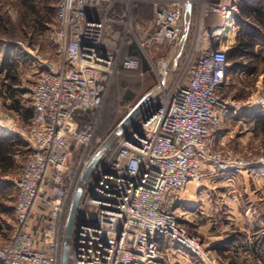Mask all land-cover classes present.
<instances>
[{"label":"built area","instance_id":"2783aa9c","mask_svg":"<svg viewBox=\"0 0 264 264\" xmlns=\"http://www.w3.org/2000/svg\"><path fill=\"white\" fill-rule=\"evenodd\" d=\"M242 1L55 0L52 42L62 62L45 63L31 88L28 160L1 264H60L73 192L104 141L95 133L109 82L117 71L139 68L136 57L122 55L132 45L159 93L91 171L69 264H163L164 242L207 260L210 252L177 210L181 194L203 181V166L225 174L259 167L264 175V156L207 144L227 109L218 97L230 69L221 40ZM144 6L152 19L141 26L136 13ZM214 18L221 23L211 25ZM159 48L169 51L151 61Z\"/></svg>","mask_w":264,"mask_h":264},{"label":"crops","instance_id":"0c3cea01","mask_svg":"<svg viewBox=\"0 0 264 264\" xmlns=\"http://www.w3.org/2000/svg\"><path fill=\"white\" fill-rule=\"evenodd\" d=\"M238 18L239 10L233 20ZM251 26L253 31L259 29L255 25ZM253 41V46L233 54L229 75L227 74L225 84L218 91L219 99L233 101V105L228 110L219 112L221 122L207 142L214 152L235 151L248 156L264 155V38ZM239 45V40L234 41L231 48ZM27 160L28 147L24 133L2 127L0 243L10 239L13 232L8 218L12 216L14 220V179ZM202 173L203 181L199 185H189L181 194L177 206L178 212L190 228L189 232H197V238L204 249L216 255L243 250L252 257L260 253V259L264 261L262 170L255 167L249 172L225 174L203 166ZM162 247L166 251V257L184 260L182 256H187L165 242Z\"/></svg>","mask_w":264,"mask_h":264},{"label":"rangeland","instance_id":"374dc122","mask_svg":"<svg viewBox=\"0 0 264 264\" xmlns=\"http://www.w3.org/2000/svg\"><path fill=\"white\" fill-rule=\"evenodd\" d=\"M244 1L246 3L241 8L239 7L240 18L235 19V21L233 19L228 21L226 32L223 33L221 40L222 48L227 50L229 63L233 56L231 55V46L234 41L247 42L250 46H253L255 44L253 39L261 41L264 38L263 1ZM250 10H253V12L249 15ZM136 16V21L141 26V22L149 23L152 19V13L149 7L146 6L142 7L136 13ZM219 23L221 21L218 19L211 20V25L215 26ZM251 24L259 29L253 31ZM54 29L55 0H0V129L8 127L15 132H26L28 126L27 116L29 109L32 108L30 93L33 84L44 70L43 65L45 63L62 62V57L52 42ZM168 51L167 48L157 49L150 54L151 61ZM122 55L136 57L139 61V68L137 71L132 72L120 70L112 76L101 110L100 122L95 133V138H101L102 140H105L115 130L121 121L153 89L155 84L149 62L137 46L132 45L127 49L124 48ZM229 72L230 69L228 75ZM7 74H10V77H7ZM12 99L20 102L21 109L19 113L11 109ZM221 101L227 106L226 110L233 105V101ZM131 125L126 131L131 128ZM228 152H233L248 159L264 156L262 154L248 156L235 151ZM23 166L14 179L15 201L17 196L16 182L20 178ZM199 184L193 182L190 185ZM8 220L13 227L14 220L12 216H9ZM191 234L199 237L197 232L191 231ZM7 241L0 243V248H3ZM209 252L206 261H200L190 255L182 256L185 258L184 260L167 256L164 261L165 264H212L211 262L215 259L217 260L215 264L229 262L232 264H264L263 259H260V253L259 256L252 257L250 253L242 250L233 251L227 255L221 253L218 254L219 257L214 252ZM184 254L186 255V253Z\"/></svg>","mask_w":264,"mask_h":264},{"label":"water","instance_id":"95a60500","mask_svg":"<svg viewBox=\"0 0 264 264\" xmlns=\"http://www.w3.org/2000/svg\"><path fill=\"white\" fill-rule=\"evenodd\" d=\"M158 93L159 91L156 89L151 90L146 95V97L141 102H139L136 105V107L123 119V121H121V123L103 141V143L97 148V150L88 160L80 176V182L75 188L71 198V202L65 222L64 239L62 243L60 264H69L70 243H71L73 228L75 225L78 208L81 202L84 185L87 182L91 171L93 170L94 166L105 155L107 150L111 148L118 141V139L125 134L128 127L138 118V116L143 111V109L152 102V100L158 95Z\"/></svg>","mask_w":264,"mask_h":264},{"label":"trees","instance_id":"16d2710c","mask_svg":"<svg viewBox=\"0 0 264 264\" xmlns=\"http://www.w3.org/2000/svg\"><path fill=\"white\" fill-rule=\"evenodd\" d=\"M246 2L243 0L240 4V8L243 4H245ZM251 6V5H250ZM253 12V10H250L248 13L249 15ZM250 44L247 43V42H241L240 41V45L239 47H233L231 48V55L235 54L237 51H241V50H245L247 47H249ZM242 47V48H241ZM228 55V54H227ZM7 77H10V74H7ZM13 98V97H12ZM13 102H12V105H10L11 109L14 110L15 112L19 113L20 109H21V106H20V102L16 99H12ZM32 115H33V110L32 108L29 109V113H28V116H27V120L29 121L31 118H32Z\"/></svg>","mask_w":264,"mask_h":264}]
</instances>
